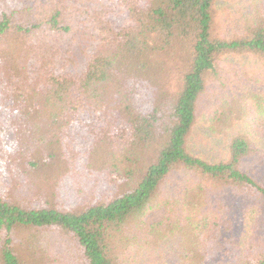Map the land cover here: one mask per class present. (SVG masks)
<instances>
[{"label": "trees", "instance_id": "16d2710c", "mask_svg": "<svg viewBox=\"0 0 264 264\" xmlns=\"http://www.w3.org/2000/svg\"><path fill=\"white\" fill-rule=\"evenodd\" d=\"M240 64L256 109L206 157ZM260 141L264 0H0V264H264Z\"/></svg>", "mask_w": 264, "mask_h": 264}, {"label": "rangeland", "instance_id": "374dc122", "mask_svg": "<svg viewBox=\"0 0 264 264\" xmlns=\"http://www.w3.org/2000/svg\"><path fill=\"white\" fill-rule=\"evenodd\" d=\"M149 1L153 2L155 0ZM262 74L263 68L260 65L255 68L251 65L245 66L244 64H240L235 67L228 68L227 71H223L220 78L222 85H218L215 92L212 91L213 88L211 86L207 88L206 96L203 98V107L204 109L206 107L205 114L201 116L205 123L201 120L196 121L189 140L191 141L193 150L202 153L209 158H212L214 154L217 153L213 144L215 141L214 136L217 135L213 136L207 129H210L212 133H218L222 128L228 127L214 118L215 114L219 115V113L223 112L224 109L227 111L226 114H229L232 122H235L237 118L240 119L242 125H237V128L243 126L245 127V122L243 120H248L250 115L253 117L252 113L256 108L250 98L251 100L249 101L243 100L245 109L242 110L240 95L242 94V96H245L247 93H253L252 91L255 90H252L251 88L256 86L263 78ZM247 86H249V90L246 89ZM214 108H217L218 110L213 112ZM215 120L217 122H215ZM259 145L263 147L264 141H260ZM225 203L233 209L236 207V205H234L235 203H232L230 200H226ZM241 206H243L241 203L237 205L235 208L237 212L242 208ZM161 214L162 213L160 212L151 216L152 221L159 220L161 218ZM242 231V219H238L237 226L234 227V233L235 235L240 236ZM225 235L227 236L228 234Z\"/></svg>", "mask_w": 264, "mask_h": 264}]
</instances>
